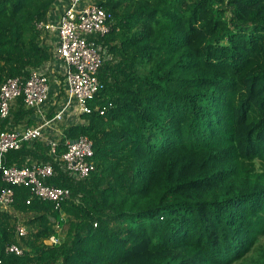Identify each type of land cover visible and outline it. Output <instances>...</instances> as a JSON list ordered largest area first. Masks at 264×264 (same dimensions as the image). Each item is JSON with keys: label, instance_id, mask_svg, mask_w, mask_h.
<instances>
[{"label": "trees", "instance_id": "obj_1", "mask_svg": "<svg viewBox=\"0 0 264 264\" xmlns=\"http://www.w3.org/2000/svg\"><path fill=\"white\" fill-rule=\"evenodd\" d=\"M58 1L0 0V86L52 60L35 21ZM98 2L111 58L92 111L64 128L93 141L96 168L74 180L40 139L7 152L6 166L52 162L48 183L71 198L28 203L13 185L0 264H264V0ZM34 112L19 97L6 123L35 125Z\"/></svg>", "mask_w": 264, "mask_h": 264}, {"label": "built area", "instance_id": "obj_2", "mask_svg": "<svg viewBox=\"0 0 264 264\" xmlns=\"http://www.w3.org/2000/svg\"><path fill=\"white\" fill-rule=\"evenodd\" d=\"M63 1L62 9L53 11H57L55 15L52 13L47 20L35 21L43 37L45 33L56 37L52 60L32 69L27 78L9 77L0 86V179L7 184L0 192L3 208L11 207L14 202L13 185L30 188L28 203L38 198L61 208L62 203L71 198L70 188L48 183L56 172L52 162H36L31 166H6L3 163L7 152L20 149L25 142L35 139L46 142L49 155L74 180L87 178L96 168L93 141L82 135L71 143L72 139L65 137L64 128L59 124L67 116H75L81 122V115L92 111L88 101L102 87L99 72L105 60L111 58L104 37L113 28L114 16L98 0ZM55 80L63 90L64 100L62 107L49 117L44 105L50 98ZM19 97H23L26 107L35 110L37 124L12 126L6 123ZM61 144H64L62 152L59 151ZM27 233L26 226L17 225L19 236ZM50 241L59 243L61 240L51 236ZM6 251L18 255L24 253L17 243L8 245Z\"/></svg>", "mask_w": 264, "mask_h": 264}, {"label": "crops", "instance_id": "obj_3", "mask_svg": "<svg viewBox=\"0 0 264 264\" xmlns=\"http://www.w3.org/2000/svg\"><path fill=\"white\" fill-rule=\"evenodd\" d=\"M62 4H64L63 0H59L56 4H54V7L49 12V15L52 13L55 15L57 11L56 12H53V11L56 9L61 10ZM44 38H45L44 39L45 42L47 44H49L51 46V48L54 50V41L56 40V37L54 36V34L45 33ZM61 90H62L61 86L55 80L52 84V90H51L50 98L47 100L46 104L44 105L45 109L47 110V114H49L51 111H53V113H55L62 107L63 100H64V98H62V97H63L64 93L62 92L63 90L62 91ZM76 122H79L77 117L67 116V117H65L63 122L61 124H59V126L62 128H65V127L69 126L70 124L76 123Z\"/></svg>", "mask_w": 264, "mask_h": 264}, {"label": "rangeland", "instance_id": "obj_4", "mask_svg": "<svg viewBox=\"0 0 264 264\" xmlns=\"http://www.w3.org/2000/svg\"><path fill=\"white\" fill-rule=\"evenodd\" d=\"M259 164V161H257V165ZM1 209H4V210H11V208L9 207V208H3V207H1L0 206V210ZM17 214V216H18V219L15 221V222H17V224H22V225H24V226H26V228H28L27 230H29V227H28V225H27V223H26V221L28 220V217L26 216V215H24V214H18V213H16ZM259 245L261 246V248H264V237H262L261 239H260V241H259ZM260 250L261 249H258L254 254H253V256H257L258 255V253L260 252ZM250 256V255H249ZM248 256V258L246 259V260H243V262H248L249 260H250V258H251V256L249 257Z\"/></svg>", "mask_w": 264, "mask_h": 264}, {"label": "water", "instance_id": "obj_5", "mask_svg": "<svg viewBox=\"0 0 264 264\" xmlns=\"http://www.w3.org/2000/svg\"><path fill=\"white\" fill-rule=\"evenodd\" d=\"M74 141H76V140H75V139H72V140H71V143H73Z\"/></svg>", "mask_w": 264, "mask_h": 264}]
</instances>
